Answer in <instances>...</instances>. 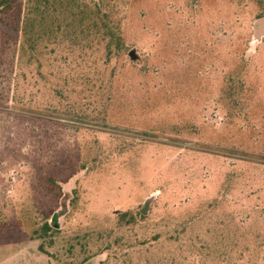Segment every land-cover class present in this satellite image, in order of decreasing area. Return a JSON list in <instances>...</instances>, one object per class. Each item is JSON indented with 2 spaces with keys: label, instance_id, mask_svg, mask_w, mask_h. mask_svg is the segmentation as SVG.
<instances>
[{
  "label": "rangeland",
  "instance_id": "rangeland-1",
  "mask_svg": "<svg viewBox=\"0 0 264 264\" xmlns=\"http://www.w3.org/2000/svg\"><path fill=\"white\" fill-rule=\"evenodd\" d=\"M54 1L0 20V264H264V0Z\"/></svg>",
  "mask_w": 264,
  "mask_h": 264
},
{
  "label": "trees",
  "instance_id": "trees-1",
  "mask_svg": "<svg viewBox=\"0 0 264 264\" xmlns=\"http://www.w3.org/2000/svg\"><path fill=\"white\" fill-rule=\"evenodd\" d=\"M54 5V0H0V20L6 15H11L16 21V31L19 33V63L22 62L28 53H34L40 50L43 37L46 35L44 23L49 14L50 7H54ZM98 21H100V24L94 22V33L106 41V56L110 57L111 55H115L118 57L125 51V45L121 35L107 20L102 23L100 18ZM35 25L37 26L36 31L34 30ZM53 34L55 32L49 30L47 36ZM57 53L64 54L61 50H57ZM136 60V54L133 56L130 55L131 62L134 63ZM62 213L64 212H61L60 215H63ZM127 215V213H124L122 217H126ZM57 218L58 215L55 214L52 223L55 224ZM43 228L46 231L50 230L48 224H45Z\"/></svg>",
  "mask_w": 264,
  "mask_h": 264
},
{
  "label": "water",
  "instance_id": "water-1",
  "mask_svg": "<svg viewBox=\"0 0 264 264\" xmlns=\"http://www.w3.org/2000/svg\"><path fill=\"white\" fill-rule=\"evenodd\" d=\"M253 35H252V44L256 45L261 42L264 38V16L258 18L252 26Z\"/></svg>",
  "mask_w": 264,
  "mask_h": 264
}]
</instances>
